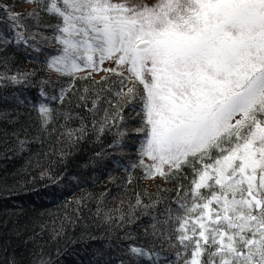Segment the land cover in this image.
Instances as JSON below:
<instances>
[{"label":"snow or ice","instance_id":"snow-or-ice-1","mask_svg":"<svg viewBox=\"0 0 264 264\" xmlns=\"http://www.w3.org/2000/svg\"><path fill=\"white\" fill-rule=\"evenodd\" d=\"M23 2L35 7L17 12L0 3V264H21L14 250L9 253L11 237L29 226L19 222L23 209L15 198L29 184L23 177L34 164L32 146L43 148L53 134L67 142L61 160L85 142L101 145L94 159L135 147L138 161L131 167L143 169L146 179L176 181V188L157 186L148 203L138 194L115 217L102 213L98 201L87 225L84 198L69 202L76 207L52 224L32 222L24 241L33 245L28 264H59L44 250L50 242L57 257L71 256L75 264H141L145 258L153 264H264V0ZM17 54L38 66H16ZM105 61L115 66L103 68ZM101 70L106 75L96 80L93 73ZM40 72L69 83H34ZM77 81L84 86L77 89ZM32 88L38 89L35 102L27 95ZM18 159L25 164L7 171ZM45 177L58 182L47 169L40 173ZM143 217L149 218L143 235L152 242L121 245L137 239L131 227ZM91 225L104 227L103 237L93 235ZM46 232L48 240L38 243ZM97 239L102 246L89 252Z\"/></svg>","mask_w":264,"mask_h":264},{"label":"trees","instance_id":"trees-1","mask_svg":"<svg viewBox=\"0 0 264 264\" xmlns=\"http://www.w3.org/2000/svg\"><path fill=\"white\" fill-rule=\"evenodd\" d=\"M0 3L8 4L14 11L22 12L35 7L32 4L24 3L23 0H0ZM0 15H3L0 12ZM46 21H51V17L45 15ZM11 51V50H10ZM43 64V57H41V65ZM24 70L36 68L38 65L30 58H26L22 54H17V65ZM106 73L96 76L93 74L96 80H99ZM51 79L53 81H59L55 87L58 88L60 84H68L67 77H58L54 72L46 73L40 72L34 80V83H39L42 79ZM115 79V77H113ZM84 81H77L76 88H82ZM128 86H131L130 84ZM5 92H10L12 89H5ZM51 92L52 89L50 88ZM38 89L32 88L27 90V95L33 98L35 102L38 98ZM73 95L71 99L75 102L77 96ZM3 107H10L11 105H2ZM57 103L53 102V107H57ZM64 107H68L67 102ZM83 114V109H76ZM33 115H35L33 113ZM26 117H22V120H26ZM63 120L61 119L60 123ZM77 122L73 121L72 126H76ZM94 139V138H93ZM111 142V137H105L103 140L104 145ZM61 148H67V142L63 139H57V135L53 134L50 140L44 143L43 148L37 145L32 146L33 153V167L23 177L24 180L29 181L27 189L21 193V195L15 198V204L17 207L23 209V215L19 217L21 224H27L29 230L26 231L21 237H11V246L9 253L13 250L17 254V258L21 259V264H28L29 253L33 248L31 241L25 244L24 241L28 240L31 234V225L33 221H41L52 224L53 221L58 220L67 209L69 212L76 207L75 204L69 203L77 198H84V207L82 208V217L85 224L93 219V214L97 208V202L100 201V208L102 213L108 212L114 217L119 213L116 209L122 211L128 210L129 204H135L137 195L139 194L141 199L148 203V197H153L157 194L158 188L161 190L175 189L176 181H166L163 178L156 176L154 179L145 178L143 169L137 167L133 169L132 164L138 161V157L135 152V147L124 148V155L120 154V149H110L109 155L105 159H94V153L100 151L101 145L85 142L81 143L78 148L68 149L71 152V156L61 160L59 151ZM37 152L47 153V155L36 156ZM38 161V163H35ZM146 164H150L147 160ZM25 164V159H18L7 163V171H14L19 169ZM49 171L50 177H58L57 183H52L49 177L40 179V173L44 170ZM187 172V170H186ZM131 174L133 179L128 181V176ZM190 177V173H188ZM110 176L113 179H110ZM75 177V179H73ZM187 183V181L185 182ZM103 194V195H102ZM163 194V192H161ZM175 196V192L171 193ZM7 218V217H4ZM98 219V218H97ZM149 223L148 217H143L141 221L131 227V231L137 237L135 241L120 240L119 243L124 247H127L130 243L137 245H148L152 242V237H145L142 232V227L147 226ZM11 226V225H10ZM39 229H37L38 231ZM79 228H76L74 232H79ZM104 227H96L91 225V232L97 237H103ZM125 230H117L114 236H123ZM70 234H72L70 232ZM8 239L7 236L4 237ZM48 240L47 232L38 243H44ZM157 250L161 247V241H155ZM103 244L102 239L91 241L87 248L89 252L93 248L101 247ZM113 244H116V239H113ZM76 250H79L82 245L74 246ZM165 252L161 253L163 259L167 255V243L163 244ZM46 252H50L53 261L59 260V264H75L74 259L71 256H60L56 254V244L50 242L44 249ZM172 258V257H169ZM141 264H153L152 261H148L146 258L141 261Z\"/></svg>","mask_w":264,"mask_h":264},{"label":"rangeland","instance_id":"rangeland-1","mask_svg":"<svg viewBox=\"0 0 264 264\" xmlns=\"http://www.w3.org/2000/svg\"><path fill=\"white\" fill-rule=\"evenodd\" d=\"M130 3H139L142 2V0H129ZM115 65L111 62V61H105L104 65L102 66L103 68H111L114 67ZM103 73H105L104 71H98L95 72L93 74H95L96 76L102 75ZM145 160H147L148 163H152L151 160H149L147 157H145Z\"/></svg>","mask_w":264,"mask_h":264}]
</instances>
